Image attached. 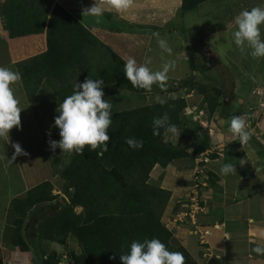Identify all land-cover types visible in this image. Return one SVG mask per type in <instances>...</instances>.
Returning <instances> with one entry per match:
<instances>
[{
  "label": "rangeland",
  "instance_id": "374dc122",
  "mask_svg": "<svg viewBox=\"0 0 264 264\" xmlns=\"http://www.w3.org/2000/svg\"><path fill=\"white\" fill-rule=\"evenodd\" d=\"M27 1L6 0L1 9L8 17H13L15 12L9 7L12 4L21 6L37 1L40 5H48L51 0ZM258 5L264 6V0H208L192 11L181 13L176 33L170 32L169 44L171 48L176 44L183 46L184 61L178 57L180 49H174L170 57L161 51L164 55L157 61V70L165 59H172L174 66H178L170 70L163 88L154 84L151 90L136 92L121 81L103 78L100 70L107 67L111 59L102 57L104 52H97V46L92 52L93 59L85 66H70L62 75L50 79L43 80L35 70H26L31 62L21 67L17 65V69L4 66L22 75V79L12 85L22 108L20 126H13L9 135L0 136V247L6 254V264H41L44 254L52 251L59 256L55 264H72V255L81 254L72 232L66 236L58 234L69 210L72 208L75 214L82 210L81 205L72 206L74 188L63 176L75 152H62L59 147L52 150L49 141L60 139L59 128L54 125L59 103L72 94L76 82L82 83L87 77L104 81L103 98L112 105L109 148L102 156L95 154V158L108 167L114 158L109 145L112 128L118 126L119 131L130 128L126 125L128 119L124 118L121 123L117 120L119 114L125 117V113L146 125H152L154 118L167 115V124L161 127L162 140L177 148L180 155L170 161L179 165L193 167L195 156L202 152L208 151L211 158L217 157L209 139L221 132L234 136L229 130L234 116L245 118L249 139L257 143L264 157V97L261 92L264 58H253L248 49L241 51L232 39L238 13ZM223 100L227 103V116L220 113ZM168 125L175 126L176 132L168 131ZM17 143L26 155L15 153L13 145ZM201 146L204 149L201 150ZM158 159L164 160V157ZM139 173L128 171L129 182H135ZM147 181L149 185L158 186L149 176ZM20 229L29 249L23 252V260L15 258L11 252L18 250L15 242ZM172 244L177 246L175 242Z\"/></svg>",
  "mask_w": 264,
  "mask_h": 264
},
{
  "label": "trees",
  "instance_id": "16d2710c",
  "mask_svg": "<svg viewBox=\"0 0 264 264\" xmlns=\"http://www.w3.org/2000/svg\"><path fill=\"white\" fill-rule=\"evenodd\" d=\"M53 1L48 5H40L37 1L21 6L12 4L9 7L17 14L16 18L8 17L0 8L4 28L11 37L46 33V51L19 61L17 65L21 67L31 62V66L26 67L29 72L35 70L43 77L58 76L70 66H85L93 59L92 52L97 46V52H104L102 57L111 59L107 67L100 70L103 78L121 81L128 89L143 92L144 89L134 87L125 77V61L89 32L76 14L57 3L52 5ZM205 1L208 0H181V11H192ZM226 105L223 100L220 110L223 116L228 115ZM126 115L119 114L117 120L121 123L124 118L128 119L126 125L130 128L119 131L120 128L114 126L110 132L109 145L114 151L110 167L95 158V151H89L85 146L81 154L75 152L63 171L64 178L74 188L72 206H82L78 214L71 208L59 227L58 234L66 236L72 232L81 248L80 255H72V264H122L119 257L127 253L133 240L154 237L160 239L170 251L182 252L185 264H197L182 246H173L172 233L161 220L169 192L149 185L147 181L156 163L164 167L180 153L177 148L163 142L161 128L154 134L152 125L137 121L133 115ZM127 138L143 140V147L131 148L126 143ZM159 157H164V160H159ZM130 170L140 172L133 183L127 178ZM15 245L21 251L29 250L21 229L17 232ZM58 259V254L52 251L44 254L41 264H55ZM0 264H3L1 258Z\"/></svg>",
  "mask_w": 264,
  "mask_h": 264
},
{
  "label": "crops",
  "instance_id": "0c3cea01",
  "mask_svg": "<svg viewBox=\"0 0 264 264\" xmlns=\"http://www.w3.org/2000/svg\"><path fill=\"white\" fill-rule=\"evenodd\" d=\"M4 2L6 0H0V8ZM94 2L53 1L76 14L81 24L119 57H134L138 63L150 57V66L157 70V61L164 54L154 34L169 42L170 32L176 33L178 17L183 13L181 0H131L129 8L120 12L111 9L100 17L83 13ZM13 15L16 18L17 14ZM46 49L45 31L11 37L4 28L0 12V66L17 69L19 61ZM174 49H180L178 57L183 62V46L176 44L172 52ZM237 139L228 132L217 133L209 139L210 147L219 155L207 163L211 180L205 192V211L199 216V222L207 230L203 243L191 233L190 223L175 220L177 213L184 209L192 167L170 161L164 167L155 164L149 173L150 179L169 192L161 220L172 233L171 242L182 246L197 264H264V255L253 252L257 244L264 245L263 152L252 139L243 144ZM225 163L233 164L237 171L222 175L220 168ZM11 252L15 258L23 260L24 251L18 248ZM5 256L0 247L3 264H6Z\"/></svg>",
  "mask_w": 264,
  "mask_h": 264
},
{
  "label": "clouds",
  "instance_id": "9594fccd",
  "mask_svg": "<svg viewBox=\"0 0 264 264\" xmlns=\"http://www.w3.org/2000/svg\"><path fill=\"white\" fill-rule=\"evenodd\" d=\"M131 0H95L91 7L83 10L92 16L100 17L105 11L115 9L117 12L129 8ZM236 29L232 33L234 44L241 51L248 49L253 58H264V6H255L241 10L235 17ZM157 37L158 47L162 53L171 56L172 48L167 39ZM123 59V58H122ZM124 75L134 87L151 90L154 84L163 88L168 79L170 70L174 67L172 59H165L158 70L150 66L152 61L148 57L143 63H138L134 57L123 59ZM22 75L8 67L0 66V136L7 134L13 126H20V112L18 99L14 94L13 84L19 82ZM104 81L87 77L82 83H77L71 95L66 96L59 103L54 117V125L59 128V140H50L52 150L59 147L62 152H76L81 154L85 146L89 151H95L102 156L108 150L109 127L112 124V105L104 99ZM160 103L164 100L157 97ZM168 117L154 118L152 121L153 133L167 124ZM167 130L175 133V126L168 125ZM229 130L242 144L250 138L243 116H234L229 124ZM126 143L133 149L143 147V140L127 138ZM16 154L27 153L17 143L14 144ZM100 151H96L97 149ZM243 164V163H242ZM236 170L231 163H225L220 168L222 175L231 174ZM253 252L264 255V245L257 244ZM122 264H185L184 254L180 251H170L158 238L133 240L127 253L120 255Z\"/></svg>",
  "mask_w": 264,
  "mask_h": 264
},
{
  "label": "built area",
  "instance_id": "2783aa9c",
  "mask_svg": "<svg viewBox=\"0 0 264 264\" xmlns=\"http://www.w3.org/2000/svg\"><path fill=\"white\" fill-rule=\"evenodd\" d=\"M261 92L262 97H264V87ZM208 153V151L202 152L195 156L194 165L192 167L191 183L184 203V209L178 212L175 218L176 221L190 223L193 227L191 233L196 234L202 243L207 230L203 228L199 222L198 216L205 211V192L210 181V171L207 167V163L214 159L211 158Z\"/></svg>",
  "mask_w": 264,
  "mask_h": 264
}]
</instances>
